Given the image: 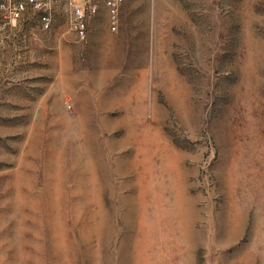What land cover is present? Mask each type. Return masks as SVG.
<instances>
[{
    "label": "rangeland",
    "instance_id": "374dc122",
    "mask_svg": "<svg viewBox=\"0 0 264 264\" xmlns=\"http://www.w3.org/2000/svg\"><path fill=\"white\" fill-rule=\"evenodd\" d=\"M70 17L0 33V264H264V0Z\"/></svg>",
    "mask_w": 264,
    "mask_h": 264
},
{
    "label": "built area",
    "instance_id": "2783aa9c",
    "mask_svg": "<svg viewBox=\"0 0 264 264\" xmlns=\"http://www.w3.org/2000/svg\"><path fill=\"white\" fill-rule=\"evenodd\" d=\"M71 12L70 28L79 38H84L89 27V19L104 6L108 13V23L112 30L118 24L120 5L124 0H67ZM54 0H0V33L13 27L27 11L40 14L46 27L51 21Z\"/></svg>",
    "mask_w": 264,
    "mask_h": 264
}]
</instances>
